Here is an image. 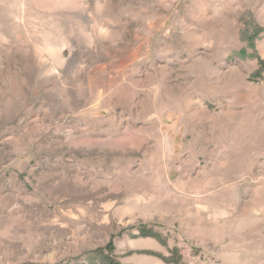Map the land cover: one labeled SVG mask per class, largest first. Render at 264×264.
<instances>
[{
    "label": "rangeland",
    "instance_id": "obj_1",
    "mask_svg": "<svg viewBox=\"0 0 264 264\" xmlns=\"http://www.w3.org/2000/svg\"><path fill=\"white\" fill-rule=\"evenodd\" d=\"M0 264H264V0H0Z\"/></svg>",
    "mask_w": 264,
    "mask_h": 264
}]
</instances>
